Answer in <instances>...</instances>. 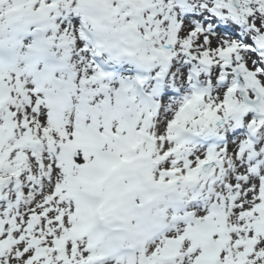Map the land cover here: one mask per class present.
Returning <instances> with one entry per match:
<instances>
[{"label": "snow or ice", "instance_id": "1", "mask_svg": "<svg viewBox=\"0 0 264 264\" xmlns=\"http://www.w3.org/2000/svg\"><path fill=\"white\" fill-rule=\"evenodd\" d=\"M0 264H264V0H0Z\"/></svg>", "mask_w": 264, "mask_h": 264}]
</instances>
